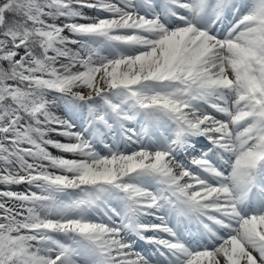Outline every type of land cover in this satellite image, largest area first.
Listing matches in <instances>:
<instances>
[{
	"label": "snow or ice",
	"instance_id": "1",
	"mask_svg": "<svg viewBox=\"0 0 264 264\" xmlns=\"http://www.w3.org/2000/svg\"><path fill=\"white\" fill-rule=\"evenodd\" d=\"M0 264H264V0H0Z\"/></svg>",
	"mask_w": 264,
	"mask_h": 264
},
{
	"label": "rangeland",
	"instance_id": "2",
	"mask_svg": "<svg viewBox=\"0 0 264 264\" xmlns=\"http://www.w3.org/2000/svg\"><path fill=\"white\" fill-rule=\"evenodd\" d=\"M51 151H53L54 154H58L55 150L50 149ZM17 190H23V188L17 189Z\"/></svg>",
	"mask_w": 264,
	"mask_h": 264
}]
</instances>
